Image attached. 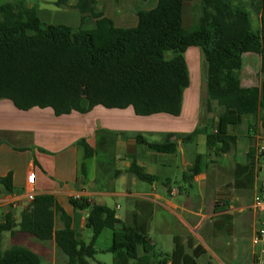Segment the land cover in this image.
Listing matches in <instances>:
<instances>
[{
	"label": "trees",
	"instance_id": "obj_1",
	"mask_svg": "<svg viewBox=\"0 0 264 264\" xmlns=\"http://www.w3.org/2000/svg\"><path fill=\"white\" fill-rule=\"evenodd\" d=\"M191 2L158 0L155 7L137 12L134 27H118L96 11L98 0H78L81 24L76 28L43 22L36 8L25 2L0 5V99H9L25 111L51 108L56 116L87 114L97 106L132 107L138 116H179L191 84L186 52L197 47L203 59L202 78L207 83L203 108L214 117H208L206 124L192 133L177 137L185 143L206 134L209 142L218 144L217 154L229 152L235 145L229 126L264 110V0H199L198 16L193 26L186 28L184 14ZM246 3L260 16L257 29L254 13ZM89 17L95 19L93 29L84 28ZM246 53L261 57L260 86L241 84ZM135 139L157 153L178 152L176 141L151 142L142 133ZM103 141L94 149L81 139L85 156L101 153ZM199 161L183 174V182L190 186L202 172ZM255 168L250 153L246 164L236 165L230 188H237L243 180L254 182ZM129 172L151 184L159 181L135 161ZM2 181L8 184L9 179ZM71 204L76 210L88 211L86 226L93 233L90 243L77 238L71 217L60 209L53 195L36 196L19 223L6 216L0 223V242L8 232L25 233L42 242L55 240L70 264H91L99 252L94 244L103 229H114L121 223L122 240L106 250L113 255L112 264H200L205 253L201 245L193 247V240L185 242L182 236L173 238L171 254L157 253L150 237L151 203L137 202L130 223L118 218L114 209L91 204L85 198H73ZM59 212L63 228L55 229ZM232 221L228 213L219 215L214 220L215 231L231 233ZM0 264H42V259L27 247L12 245L0 253Z\"/></svg>",
	"mask_w": 264,
	"mask_h": 264
},
{
	"label": "crops",
	"instance_id": "obj_2",
	"mask_svg": "<svg viewBox=\"0 0 264 264\" xmlns=\"http://www.w3.org/2000/svg\"><path fill=\"white\" fill-rule=\"evenodd\" d=\"M102 1L103 7L111 11L115 0H98V3ZM131 7H121L123 12L118 16L117 23L111 18L116 26L134 27L137 24L139 10L132 11ZM190 48H196L193 53L197 60V78L191 80L189 88L185 91L179 116H138L132 107L108 109L97 106L87 114H80L87 118L82 119L76 112L56 116L51 108L20 110L11 100L0 99V223L4 222L8 215L19 223L22 215L29 211L31 201L28 198V174L35 171V195H53L60 209L71 217L77 238L86 243L91 242L93 234L86 226L88 211L74 209L71 199L85 198L91 204L106 205L114 209L117 217L125 223H130L136 203L143 201L153 205L150 233L153 226L159 222L162 232L167 233L170 239L168 248L162 247L157 253L171 254L174 248L173 238L182 236L185 242L192 239L193 247H203L205 253L201 258L205 257L206 264H229L224 241L234 237L237 229L244 223L243 211L247 208L245 204L241 207L235 206V199L243 200V197L236 195L234 191L254 187L255 180H243L237 188H230L232 182L216 183L213 198L197 203L189 196L186 187L179 184V179L183 178L184 172L193 167L199 159L201 163L202 156L197 152L199 146L209 156L211 170H202L194 177L193 183L206 185L209 178L213 179L216 173L219 174L216 179L226 175V168L219 165L222 155H231V160L235 163L230 171L234 180L236 165L246 164L250 153L254 160L256 134L264 132V110H260L256 116L243 117L238 125L229 126L230 134L235 137V145L227 153L217 154L218 144L209 142L206 134H200L195 140L184 143L177 137L178 134L188 135L197 127H203L208 117H214L212 113L206 114L203 108L207 83L202 78V53L197 47ZM261 79L260 55L244 54L242 86H260ZM92 118L95 120L93 123L89 122ZM99 120L102 122L98 125ZM216 124L215 122V127ZM77 125H83L85 129L75 131L73 137V129ZM137 133L151 137L159 135L162 139L160 142L176 141L178 152L157 153L138 143L135 139ZM83 138L94 149L98 147L100 140H105L102 142L101 153L86 157L85 149L80 145ZM148 140L159 142L150 138ZM184 155L186 162L181 165ZM132 161L143 167L147 173L156 175L159 181L151 184L132 175L129 172ZM257 172L255 168V174ZM6 178L9 179L8 184L2 181ZM165 182L169 183V186H166ZM120 202L125 203L124 209ZM224 213L233 216L231 233L214 229V220ZM253 221L252 235L257 227L255 213ZM176 224H182L181 228L185 227V231L179 232ZM61 228L63 221L59 212L55 229ZM6 238L8 248L12 245L27 247L41 256L42 264H70L67 256L57 248L55 240L42 242L20 232L10 234V238ZM121 240V223L114 229H103L94 244L99 251L94 262L107 264L97 256L111 254L106 250ZM206 241L212 244L206 247L203 245ZM152 242L156 249L155 241ZM250 242L252 245V236ZM6 249L0 247V253ZM245 252L239 256L244 258L243 261H239L238 257L232 264H253V246ZM168 264H171V261H168Z\"/></svg>",
	"mask_w": 264,
	"mask_h": 264
},
{
	"label": "rangeland",
	"instance_id": "obj_3",
	"mask_svg": "<svg viewBox=\"0 0 264 264\" xmlns=\"http://www.w3.org/2000/svg\"><path fill=\"white\" fill-rule=\"evenodd\" d=\"M158 0H115L112 4V9L111 11L108 10L107 8L103 7V1L100 3L96 4V11L102 12L105 16L112 18L115 23H117V18L118 16L122 15V8L124 6H130L132 5V9L130 10H147L155 7L157 5ZM244 1L247 2L248 0H235L236 3ZM19 2H25L28 6L35 7L37 10V14L39 18L47 23V24H53V25H68L72 26L74 28L80 26L81 24V13L79 9L77 8V2L78 0H0V5H4L7 3H19ZM199 0H192L191 4L188 5L185 9V14H184V26L186 28H190L193 26L197 16H198V10H197V5H198ZM247 4V3H246ZM247 7L252 10L254 13L253 17V26L255 29L258 28L260 24V16L252 9L251 6L247 4ZM115 14V15H114ZM95 27V19L92 17H89L86 19L84 28L87 29H93ZM196 48H189L188 52L186 53V58L188 62V68H189V73H190V80H194L197 78V60L196 56L194 55L193 51ZM168 56H171V53L168 52ZM80 115V114H79ZM66 117V116H64ZM78 117V116H77ZM80 117H83L82 119H87L84 118L83 115H80ZM86 117V116H85ZM65 118H63L64 120ZM72 119V118H70ZM89 122L93 123L95 120L89 119ZM102 121L99 120L97 121V124L99 125ZM57 127H59L57 125ZM82 127V128H81ZM84 130L85 128L83 125H77L76 128L73 130V137L75 136V131L78 130ZM148 136L151 140H157L161 141V136L159 135H153V137ZM188 149V148H187ZM197 152L200 153L202 156V161H201V166L203 171H210L211 166H210V158L206 154V151L202 149L201 147H197ZM221 158L219 159V165L226 168L227 174L226 175H221L219 179H216L219 174H215L216 176L211 179L209 178L208 182H206V185H201L199 183H192L190 184H185L183 182L182 178L179 179V184L184 185L186 189L189 191L188 194L189 196L193 199V201H196L197 203L199 201H208L209 198H213V192L216 187V183H228V182H233V174L230 175V171L232 170V167L235 166V163L233 160H231V155L228 157H225L224 155L220 156ZM231 160V161H230ZM183 162H186V158L184 155V158L181 160V165ZM258 172L255 174V186L251 188H245V189H237L234 192H236V195L242 196L243 200H237L235 199L234 203L236 207H241L244 204L247 206V208L243 211V219L244 223L237 229L236 234L232 238H228L224 241L226 244V254L228 255L229 259L228 263L232 264L234 263L238 257L241 254H245V251H249L252 248L251 245V236L252 232L254 229V221H253V209L250 207L253 204V197L255 195V192L258 188V186L261 183H264V164L261 165V169L259 170V167L257 168ZM229 173V174H228ZM120 204L123 206V209L125 208V203L120 202ZM123 212V211H121ZM182 224H176L177 230L179 232L185 231V227L181 228ZM179 227V229H178ZM181 228V230H180ZM4 239L0 243L1 249H6L9 247L7 244V238H10L9 233L4 234ZM150 237L153 241L156 243V251L160 250L162 247L163 248H168V245L170 244V239H168L167 233H163L160 227V223H156L155 226H153L152 231L150 233ZM212 243L209 241H206L203 243L204 246H209ZM97 257L101 258L103 261L107 262V264H112V255L111 254H104V255H98ZM237 258V259H236ZM205 257L201 258L199 260L200 264H206ZM239 261H243L244 258L239 257ZM92 264H97L96 262L92 261Z\"/></svg>",
	"mask_w": 264,
	"mask_h": 264
},
{
	"label": "built area",
	"instance_id": "obj_4",
	"mask_svg": "<svg viewBox=\"0 0 264 264\" xmlns=\"http://www.w3.org/2000/svg\"><path fill=\"white\" fill-rule=\"evenodd\" d=\"M217 132V128L214 129ZM254 161L256 168L261 169V165L264 164V134L257 133L254 143ZM36 180L35 171L28 174L29 192L28 198L32 202L36 195L33 188ZM257 215V227L252 235L253 246V264H264V183H261L253 197V204L250 207Z\"/></svg>",
	"mask_w": 264,
	"mask_h": 264
},
{
	"label": "water",
	"instance_id": "obj_5",
	"mask_svg": "<svg viewBox=\"0 0 264 264\" xmlns=\"http://www.w3.org/2000/svg\"><path fill=\"white\" fill-rule=\"evenodd\" d=\"M263 134H264V132H263Z\"/></svg>",
	"mask_w": 264,
	"mask_h": 264
}]
</instances>
